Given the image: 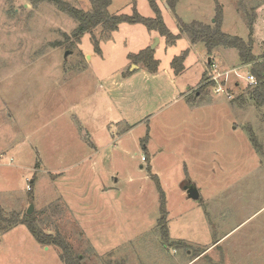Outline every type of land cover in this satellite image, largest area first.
Here are the masks:
<instances>
[{
    "label": "rangeland",
    "instance_id": "374dc122",
    "mask_svg": "<svg viewBox=\"0 0 264 264\" xmlns=\"http://www.w3.org/2000/svg\"><path fill=\"white\" fill-rule=\"evenodd\" d=\"M61 1L92 9L90 0ZM217 1L230 35L248 41L256 17L254 53L264 59V0H176L174 8L157 0L174 34L181 22L212 25ZM135 10L155 17L149 0L108 8ZM78 26L52 0H0L4 214L33 203L37 224L63 236L83 264H264V105L246 79L253 64L235 48L210 55L185 36L148 44L142 23L111 33L98 26L76 39ZM147 47L160 62L157 79L130 58ZM184 53L185 69L170 81L164 69ZM209 59L238 74L223 93L208 80L200 95L185 97L213 72ZM61 253L24 224L0 228V264H66Z\"/></svg>",
    "mask_w": 264,
    "mask_h": 264
},
{
    "label": "trees",
    "instance_id": "16d2710c",
    "mask_svg": "<svg viewBox=\"0 0 264 264\" xmlns=\"http://www.w3.org/2000/svg\"><path fill=\"white\" fill-rule=\"evenodd\" d=\"M54 1L61 10L68 12L79 22L78 29L74 32V38L79 39L84 33L95 30L98 26H102L106 31L116 30L122 23H142L149 30H156L160 35L166 37L169 44H173L181 36L186 34L193 44L204 43L207 47L208 53L211 55L214 50L219 47L235 48L239 52L240 60L244 64H253L252 71L258 79V84L253 91L254 99L257 103L264 105V59L259 60L254 53V26L255 18L248 20V26L250 29V36L248 41L239 36L230 35L222 30L224 20V8L222 5L216 2V15L214 17L213 24H205L199 21H193L189 24L180 23V33L174 34L170 32L166 25L163 16L161 14L160 7L157 0H149L150 5L155 13V17H145L139 14L136 10L132 15L126 14H110L108 8L112 4V0H90L92 9L88 12L81 11L72 7L70 4L61 0ZM176 0H173L169 5L174 8ZM98 42L96 43V45ZM98 46V45H97ZM98 48V47H97ZM100 51V49H97ZM131 60L136 64H143L150 72H157L160 62L154 57V50L151 47H147L137 54L130 56ZM185 53L183 55L176 56L172 60V67L176 74H180L184 71ZM212 62H209L208 66H211ZM207 72H204L201 80L202 85L197 90L200 95L205 87L204 81L208 82ZM209 84L214 85V82ZM165 201H162V208L164 216L160 220V225L166 230L165 223L166 210L164 207ZM19 224H24L28 227L31 234L42 245H56L61 249V258L66 264H83L80 256H76L72 250L70 244L61 235H54L52 233L45 232L36 221L34 215L25 213L13 212L10 215L4 214V209L0 205V228L2 231L7 232Z\"/></svg>",
    "mask_w": 264,
    "mask_h": 264
},
{
    "label": "built area",
    "instance_id": "2783aa9c",
    "mask_svg": "<svg viewBox=\"0 0 264 264\" xmlns=\"http://www.w3.org/2000/svg\"><path fill=\"white\" fill-rule=\"evenodd\" d=\"M211 68H213L212 69L213 72L210 73L208 80L210 82L215 83L212 86L214 87V90L217 93L225 92V86H226V83L228 82L230 74L231 73L238 74L236 69L222 72L219 70L217 64H215V63H212ZM246 79H247L249 85L256 86L258 84V79H257L256 75L253 73H248V75L246 76ZM228 96L232 97L230 94ZM143 160H145V157H143Z\"/></svg>",
    "mask_w": 264,
    "mask_h": 264
},
{
    "label": "crops",
    "instance_id": "0c3cea01",
    "mask_svg": "<svg viewBox=\"0 0 264 264\" xmlns=\"http://www.w3.org/2000/svg\"><path fill=\"white\" fill-rule=\"evenodd\" d=\"M204 23V22H203ZM255 25H256V27L258 26V23L256 22L255 23ZM111 33V32H110ZM109 33V34H110ZM149 33L151 34L150 35V37H149V39H148V41H149V43L148 44H150L152 41H153V39L155 38H157V39H159L158 40V43H162L163 41L164 42H166L167 44H169L168 43V41H167V39H166V37H164V36H162V35H160L159 34V32L158 31H156V30H149ZM181 36H185V37H187V39H188V43L189 44H191V45H197V43L196 44H193L192 42H191V40H190V38L186 35V34H181ZM255 40V39H254ZM147 41V40H146ZM229 49H232V48H229ZM215 51V50H214ZM213 51V52H214ZM210 61H212V59H209V62ZM213 63H215V64H217L219 67L220 66H222V64H220V61L219 62H217L216 60H213L212 61ZM140 66H141V64H139L138 66L136 65L135 67H136V69L137 70H140ZM132 67H134V65L132 66ZM142 67V66H141ZM172 67V66H171ZM147 69V68H146ZM159 69H160V65H159V68H158V71L157 72H152L153 73V75H152V78H154V79H157L158 77H159ZM172 71L173 72H175L174 71V68L172 69V70H170V69H168V67H166L165 69H164V72L163 73H168L169 74V76H171L170 77V81L172 80V78L174 79V77H175V75H174V73H172ZM183 73V72H182ZM151 74V73H150ZM176 74V73H175ZM181 74V73H180ZM176 75H179V74H176ZM200 85H201V83H199L197 86H195V87H192V88H187V92L184 94V96L186 97H188L191 93H196L197 95H199L198 93H197V88H200ZM197 89V90H196ZM201 254L199 253L198 254V257L200 256ZM197 258V257H196Z\"/></svg>",
    "mask_w": 264,
    "mask_h": 264
},
{
    "label": "water",
    "instance_id": "95a60500",
    "mask_svg": "<svg viewBox=\"0 0 264 264\" xmlns=\"http://www.w3.org/2000/svg\"><path fill=\"white\" fill-rule=\"evenodd\" d=\"M185 192L188 194V196L192 199L198 200L200 198V192L198 188L194 184H187L184 187ZM34 209L33 203L30 205L29 209L27 210V214H32Z\"/></svg>",
    "mask_w": 264,
    "mask_h": 264
}]
</instances>
